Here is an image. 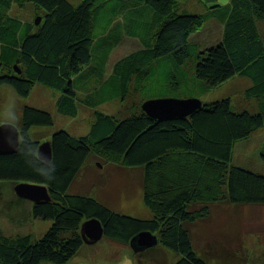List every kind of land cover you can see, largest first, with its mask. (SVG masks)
<instances>
[{
  "label": "trees",
  "instance_id": "16d2710c",
  "mask_svg": "<svg viewBox=\"0 0 264 264\" xmlns=\"http://www.w3.org/2000/svg\"><path fill=\"white\" fill-rule=\"evenodd\" d=\"M24 1L36 8L32 22L11 11ZM207 18L178 0H0V87L27 97L40 83L58 92L60 114L76 116L79 104L93 113L85 134L57 130L42 141L29 130L52 125L51 114L22 106L15 126L22 143L0 152V181L45 185L50 200L31 203L30 214L50 226L35 240L0 232V263L65 264L84 245L80 224L94 218L110 240L129 245L134 235L150 231L178 255L173 264H207L192 247L188 224L207 217L210 204H264V174L232 163L235 145L264 129V39L256 27L257 19L264 20V0H230L215 17L222 23L220 38L202 46L195 37ZM125 38L139 47L109 61ZM188 64L191 74L184 68ZM234 77L249 81L243 97L254 100L256 111L236 108L229 97L203 103L182 118L154 119L140 107L148 99L172 96L158 95L162 88L184 87L182 98L195 97ZM131 92L140 102L115 113L98 110L118 99L125 105ZM47 140L55 164L51 180L30 166L42 172L54 167L31 156V148ZM91 156L141 170L148 219L69 191ZM259 157L264 164V153Z\"/></svg>",
  "mask_w": 264,
  "mask_h": 264
},
{
  "label": "rangeland",
  "instance_id": "374dc122",
  "mask_svg": "<svg viewBox=\"0 0 264 264\" xmlns=\"http://www.w3.org/2000/svg\"><path fill=\"white\" fill-rule=\"evenodd\" d=\"M69 1L77 4L80 0ZM178 1L187 11L208 15L201 26V32L195 37L196 42L204 46L220 38L222 23L215 20V17L224 11L230 0ZM24 2L22 5L13 4L11 11L22 20L32 22L37 17L36 8L30 2ZM215 4L217 6L211 7ZM256 27L264 39V20L257 19ZM138 47L137 40L125 38L119 46L114 47L109 61L112 62ZM184 68L191 74L190 64ZM247 85H249L247 79L234 77L208 89L205 93L194 91L193 96L202 103L229 97L236 108H245L253 112L256 111L254 100H245L243 97ZM183 90L184 87L169 91L162 88L158 95L165 93L172 95L171 97L182 98L187 94ZM57 95V91L40 83L32 86L27 97H19L11 87L1 86L0 123H9L7 114L10 116L14 108L17 120L11 124L16 126L22 106L28 104L47 110L53 119L50 126L32 127L29 130L32 137L43 141L57 130H66L76 136L85 134L93 117L92 111L79 104L76 116H64L56 110ZM150 95L157 93L152 91ZM137 102H140V97L133 92L126 97L125 105L122 106L118 99L99 105L98 110L115 113L126 105ZM260 153H264V129H259L249 139L235 145L232 150V163L264 174ZM14 185L13 182L0 181V232L5 236L29 234L33 240L38 239L48 229L50 221L33 218L30 214L32 202L16 196ZM69 191L96 197L121 214L141 219H148L151 216L142 202L141 170L137 167H118L91 156ZM207 208V217L197 219L187 226L192 247L199 257L207 264H264V204L214 203ZM177 257L176 253L160 243L143 251L133 252L129 245L102 236L93 244H84L65 264H126L128 260H131L132 264H173Z\"/></svg>",
  "mask_w": 264,
  "mask_h": 264
},
{
  "label": "water",
  "instance_id": "95a60500",
  "mask_svg": "<svg viewBox=\"0 0 264 264\" xmlns=\"http://www.w3.org/2000/svg\"><path fill=\"white\" fill-rule=\"evenodd\" d=\"M36 23H38V19L35 20ZM202 104L196 97H160L148 99L142 102L140 107L151 118L167 119L186 117L199 109ZM11 125L9 123H0V152L13 151L18 145L17 136L19 131L15 126L13 127ZM37 150L41 154L39 159L43 162H48L45 157L50 159L49 141L39 143ZM14 193L19 198L32 203L50 200L47 187L40 184L26 182L15 183ZM79 233L84 244H93L102 237L103 230L100 222L97 219L91 218L84 220L80 224ZM157 243L158 238L155 234L150 231H142L134 235L128 244L133 252H138L153 247Z\"/></svg>",
  "mask_w": 264,
  "mask_h": 264
},
{
  "label": "clouds",
  "instance_id": "9594fccd",
  "mask_svg": "<svg viewBox=\"0 0 264 264\" xmlns=\"http://www.w3.org/2000/svg\"><path fill=\"white\" fill-rule=\"evenodd\" d=\"M7 118H8V122H9L10 125H11V122L17 120V116H16V113H15L14 108L11 110V115H10V116L7 114ZM11 126L14 127V125H11ZM17 143H18V144H21V143H22V139H21V137L19 136V134H18V136H17ZM17 151L20 152L19 149H17ZM30 151H31V156H32L34 159H38V158L40 157V155H41V154L38 152V150H37L34 146L31 148ZM20 153H21V152H20ZM21 154H22V153H21ZM22 155L25 157L26 162H27V157H26L24 154H22ZM45 158H46L48 161L52 162L49 158H47V157H45ZM27 163H28V162H27ZM52 163H53L54 167H53L50 171H45V172L40 171L39 168H38L37 166L30 165L29 163H28V164L34 169V171H35L38 175L42 176L45 180H51V179L54 178L52 173L55 172V164H54V162H52ZM126 264H132V261H131V260H128V261L126 262Z\"/></svg>",
  "mask_w": 264,
  "mask_h": 264
},
{
  "label": "crops",
  "instance_id": "0c3cea01",
  "mask_svg": "<svg viewBox=\"0 0 264 264\" xmlns=\"http://www.w3.org/2000/svg\"><path fill=\"white\" fill-rule=\"evenodd\" d=\"M9 93H10V91H8ZM46 139H48V138H46ZM46 139H44V140H46Z\"/></svg>",
  "mask_w": 264,
  "mask_h": 264
}]
</instances>
